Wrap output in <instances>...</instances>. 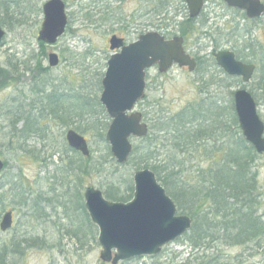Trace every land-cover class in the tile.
<instances>
[{
    "label": "rangeland",
    "instance_id": "rangeland-1",
    "mask_svg": "<svg viewBox=\"0 0 264 264\" xmlns=\"http://www.w3.org/2000/svg\"><path fill=\"white\" fill-rule=\"evenodd\" d=\"M46 1L0 0V24L6 31L0 45V158L8 165L0 176V196L3 195L0 208L4 209L0 222L7 210H13L15 218L11 230H0V245H8L10 264H111L100 257L98 226L75 205L80 200L75 197L78 186L75 175L64 172L69 160L77 154L66 141V130H77V124H63L54 110L62 108L70 111L68 115H75L77 104L71 97L79 94L87 102L90 100V108H97L96 116L102 123H110L111 118L100 102L107 60L112 55L108 40L118 34L132 42L147 31L157 30L168 35L185 20L188 8L185 0H64L69 26L61 39L49 46L38 40ZM262 16L251 22L245 14L230 10L220 21L218 31L210 28L204 17L193 21L196 27L186 50L195 57H203L201 69L189 72L187 68L174 66L165 74L157 67L149 69L148 97L138 105V110L146 115V122L151 124L155 104L159 105L157 111L178 112L208 95L222 103L223 108L229 107L233 104L230 93L239 88L252 93L264 122ZM207 32L210 36L205 35ZM248 45L253 49L245 48ZM221 49L234 50L239 59L255 61L257 70L252 81L244 83L240 78H231L217 65L213 53ZM51 52L60 57L59 64L52 67L47 57ZM202 77L207 83L213 80L212 85L204 86L200 82ZM57 99L63 101L57 103ZM28 124L38 133L25 139L21 131ZM106 131L103 137L93 130L79 131L90 142L94 162L98 156L106 162L101 171H93L81 182L82 202L83 191L89 185L105 193L107 185L117 179H130L134 184L133 175L142 168L133 157L126 165L109 161L108 153H112ZM236 134L241 136V130L231 128L227 139ZM134 144L140 143L135 139ZM164 147L163 150L159 146L161 159L169 146ZM196 160L202 167L210 162L202 157ZM196 160L189 165L191 170L196 169ZM253 167L259 193L257 215L264 223V154L258 155ZM121 186L124 191L125 186ZM16 187L30 191L26 193V204L19 205V198L10 194V189ZM38 194L49 197L51 204L40 201ZM129 194L131 197L123 201L132 199L134 192ZM189 235L168 243L156 256L137 257L119 264H205L202 257L210 255L221 262L264 264V234L247 244L219 241L209 251L192 250Z\"/></svg>",
    "mask_w": 264,
    "mask_h": 264
},
{
    "label": "water",
    "instance_id": "water-1",
    "mask_svg": "<svg viewBox=\"0 0 264 264\" xmlns=\"http://www.w3.org/2000/svg\"><path fill=\"white\" fill-rule=\"evenodd\" d=\"M228 6L242 9L249 18L262 17L264 2L261 0H225ZM191 17H198L204 0H186ZM45 14L38 40L51 45L66 31L68 15L63 0H49L43 6ZM5 30L0 25V44ZM182 36L166 38L159 31H148L129 44L114 34L109 40L112 56L102 81L101 103L112 118L106 134L115 161L123 164L133 153L132 138L148 135L149 127L137 105L146 97L147 70L158 66L161 73L169 72L175 65L187 67L189 72L198 66L196 58L184 48ZM218 65L229 75L240 76L250 82L255 64L236 58L233 50L221 49L214 53ZM60 57L51 52L50 66L59 64ZM233 102L242 134L257 153H264V122L257 111V101L246 88L235 90ZM66 139L71 148L84 156L91 154L89 141L77 130H67ZM5 168L0 159V174ZM134 195L128 202L106 198L101 189L90 185L84 191L85 207L92 222L99 228L102 261L119 264L136 257L156 256L168 243L187 234L192 218L179 214L164 185L154 170L141 168L133 175ZM14 223L13 210L2 217L0 230L6 232Z\"/></svg>",
    "mask_w": 264,
    "mask_h": 264
},
{
    "label": "trees",
    "instance_id": "trees-1",
    "mask_svg": "<svg viewBox=\"0 0 264 264\" xmlns=\"http://www.w3.org/2000/svg\"><path fill=\"white\" fill-rule=\"evenodd\" d=\"M193 21L194 19L188 18L178 24L175 27V34L179 32L188 42L193 27H196ZM205 35L210 36L208 32ZM41 45L44 44L41 42ZM245 48L253 49L249 45ZM196 58L198 61L196 71H198L204 61L201 56ZM247 62H252V60ZM200 82H203L204 86H209L212 85L213 80L207 83L202 77ZM230 94L234 96L233 92ZM71 98H74V105L77 104L75 115H68L70 111H63L60 108L54 110L55 117L59 118L63 124H71L69 122H73L72 125L77 124L76 129L79 131L93 130L103 137L110 123H102L96 116L97 108L94 110L90 108L88 104L90 100L87 102L79 94ZM59 101L61 100H56L57 103ZM232 103L228 105L229 107L223 108L222 103L220 105L218 101L206 95V97L202 96L199 100L189 103L178 112L167 113L161 111L162 109L157 111L156 107L159 105H153L155 112L151 119L150 133L145 138L137 139L140 144H134L133 153L129 161L125 163V165L128 164L133 157L139 168L154 170L158 180L176 201L179 213L189 215L193 219L192 228L182 238L190 234L188 242L194 251L198 249L209 251L214 243H219V241L226 244H247L259 240L264 234V223L257 215L259 193L257 176L253 167L258 154L242 132L241 136L236 134L233 139H227L231 128L241 130L235 104L233 101ZM227 116H229L228 122L225 121ZM26 120L28 121V118ZM21 133H23L22 138L29 139L38 131L28 124L26 130L22 129ZM164 145L169 147L164 154L162 153L161 159L159 146L164 150ZM76 153L69 160L64 172L75 175L78 181L75 197L80 199L75 205L90 219L84 200L82 202L81 199V182L93 171H101L106 162L102 161L101 156H98L97 162H94L91 156L85 158L79 152ZM108 156L109 161L115 162L110 152ZM199 157L207 158L210 162L202 167L196 160ZM194 159L197 163L196 169L191 170L189 165ZM5 165L7 168L6 162ZM188 177L194 179L189 181ZM121 185L125 186L124 191H121ZM70 189L71 186H69ZM132 191H134V184L130 179L122 178L107 185L105 196L110 201L122 202L131 197L129 192ZM29 192L27 190L24 192L19 187L10 189V194L19 198V205L27 203L26 193ZM2 197L3 195L0 196V203ZM37 198L51 204L49 197L38 194ZM3 211V207L0 208V214ZM7 248L6 243L0 245V264H10L7 259ZM16 251L21 252L19 249ZM202 258L205 264H235L231 263L232 261L221 262L213 255Z\"/></svg>",
    "mask_w": 264,
    "mask_h": 264
},
{
    "label": "flooded vegetation",
    "instance_id": "flooded-vegetation-1",
    "mask_svg": "<svg viewBox=\"0 0 264 264\" xmlns=\"http://www.w3.org/2000/svg\"><path fill=\"white\" fill-rule=\"evenodd\" d=\"M186 3V2H185ZM187 7V4H186ZM204 9L201 12V14L199 15V17H204L207 22H209L211 24L210 28H213L214 31H218L220 28V21L224 18H226L228 16V11H233L239 14H245V11L243 10H239L235 7H229L227 6L225 0H204ZM188 8V7H187ZM199 17H197L194 21L197 22V20H199ZM186 18L190 19V10L188 8V15L186 16ZM185 18L184 21H186L187 19ZM249 19V18H248ZM161 21L164 19H160ZM254 19H249V21H253ZM183 22V21H182ZM181 22H179L178 24H180ZM226 24V23H225ZM169 26V24L167 23L165 25V27ZM178 25H176L177 27ZM169 27H167L168 29ZM177 34H175V31L173 33H168L167 37L169 36H175ZM119 36V35H118ZM120 37V36H119ZM122 38V37H121ZM125 42L127 43L128 41L125 39ZM253 62V61H252ZM259 155V154H258Z\"/></svg>",
    "mask_w": 264,
    "mask_h": 264
}]
</instances>
